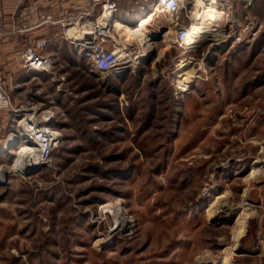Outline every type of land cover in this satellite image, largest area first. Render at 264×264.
<instances>
[{"label":"rangeland","instance_id":"374dc122","mask_svg":"<svg viewBox=\"0 0 264 264\" xmlns=\"http://www.w3.org/2000/svg\"><path fill=\"white\" fill-rule=\"evenodd\" d=\"M125 1L121 14L143 13L142 0ZM85 2H66L64 16ZM201 10L186 1L153 17L150 40L132 42L148 54L120 75L89 72L57 23L42 35L54 74L24 70L19 56L11 85L0 71L13 103L52 111L61 131L50 162L26 175L16 162L21 114H0V264H264L249 232L264 187V0H233L236 20L217 27L224 39L197 37L188 49L162 35ZM117 206L127 220L111 232Z\"/></svg>","mask_w":264,"mask_h":264},{"label":"built area","instance_id":"2783aa9c","mask_svg":"<svg viewBox=\"0 0 264 264\" xmlns=\"http://www.w3.org/2000/svg\"><path fill=\"white\" fill-rule=\"evenodd\" d=\"M143 5L151 4L153 9H157L159 14L175 16L179 13L181 7L187 1L189 4H198L199 0H142ZM208 3L218 5L226 16L222 19L226 24L231 25L235 20L232 15L233 0H206ZM244 7H249L254 0H241ZM119 6L117 0H88L86 7L79 9L73 16L64 17L51 21L52 24H59L62 29V35L70 39L71 43L83 53L87 62L88 70L92 73L115 75L123 74L128 69H134L138 59L128 61L129 57L120 56L119 50L127 54H135L136 43L140 39L143 31L148 33V25H133L126 30L128 35L112 26L110 17L117 14ZM137 24V23H136ZM170 26L162 35H169L172 31L174 42L184 48V41L188 35L185 25L170 22ZM73 28L75 35L71 37L67 34V28ZM140 30V34L137 31ZM124 31V30H123ZM125 32V31H124ZM122 36V37H121ZM149 37V36H148ZM199 39V41L202 38ZM48 40L42 35L33 38L29 44L22 49L18 55L26 71H36L41 74L51 73L53 71V57L47 50ZM110 45V46H109ZM195 43L189 45L188 49L193 48ZM135 56V55H134ZM13 112L21 114L17 121L16 131L23 135L24 140L31 143L30 149L34 152V160L42 165L50 162L52 153L57 147L61 137V131L56 124V117L52 111H35L34 108H24L21 104H15L10 94L4 87L3 78L0 75V114L2 112ZM45 218V217H43Z\"/></svg>","mask_w":264,"mask_h":264},{"label":"crops","instance_id":"0c3cea01","mask_svg":"<svg viewBox=\"0 0 264 264\" xmlns=\"http://www.w3.org/2000/svg\"><path fill=\"white\" fill-rule=\"evenodd\" d=\"M24 1L0 0V71L6 73L5 83L8 85L13 83L12 73L18 69V53L34 37L46 34V30L53 27V24L49 22L66 17L64 16L67 14L65 10L67 5L65 3L73 2V0H27L26 6L17 11L19 4ZM123 1L126 2L125 0ZM87 3L88 0H86L85 4ZM141 4L143 5L144 3L142 2ZM152 8L151 4L142 6L140 10L143 13L140 15L136 14L133 18L126 17L125 13L121 14L120 10L115 16L119 21L126 22L132 26L137 19L142 18ZM119 9L121 8L119 7ZM254 202L252 203L255 204ZM258 202V208L256 207L257 217L252 226L253 232L251 229L249 232H251L252 239L255 236L261 237L258 245L260 244V253L264 254V187L259 194ZM252 241L249 244H254L255 241Z\"/></svg>","mask_w":264,"mask_h":264},{"label":"bare ground","instance_id":"6f19581e","mask_svg":"<svg viewBox=\"0 0 264 264\" xmlns=\"http://www.w3.org/2000/svg\"><path fill=\"white\" fill-rule=\"evenodd\" d=\"M201 4L203 6V10H201L200 15L197 14V16L194 18V20H196V21L192 22L191 25L187 28L189 30L187 33L188 35L186 36V39L184 41V48H188L189 45H192L193 43H195L198 40V38H201L204 36H209L210 34L212 35L211 37L213 38V40L219 39V38L224 39L227 36V33L225 31L217 28L221 25V20L226 16V14H225L226 12L223 11L218 5L213 4V3H208V1H205V0H199L197 5L199 6ZM151 8H152V5H151ZM152 9L148 10L143 15L142 18L137 19L138 20L137 25H139L140 27L144 26L153 17H155L154 15L156 14V12H154V11H157V9H154V10H152ZM219 15L221 16V19L217 17ZM110 21L112 22V26L119 29V31H122V33H124V34L126 33V34H128V36H130L129 35L130 32L126 31V30L130 29V27H131L128 23L123 22V21H119V19H117L115 15L110 17ZM139 32H140V30L137 31L138 34H140ZM67 34H68V36H71V37H73V36L78 37V34L75 35V31L71 27L67 28ZM124 34H123V36H126ZM141 36L143 38H147V41L150 40V37L148 39V37H147L148 35L144 31L140 35V37ZM127 39H130V38L128 37ZM146 51H148V50L144 49L142 51L137 52L136 54L131 55V53L127 54V53H125V51L119 50V52H121L119 55L120 56H127L128 55V57H129L128 61H130V60H133L134 58L139 59V57L141 58L145 54H148L149 51L148 52H146ZM181 65H182V63H181ZM29 72L32 74H41L40 72H36V71H29ZM178 74H180V69H178L175 72V75H178ZM14 138L15 137H13L12 139H14ZM12 139H11V141H12ZM17 147H18V151H19V158L17 159L18 161H16L17 167L19 169H21L22 171L27 172V171L31 170V168L35 164L34 154H33L34 152L30 149L31 143L29 141H23V142L19 141ZM254 173H255V171L251 170L249 174L253 175ZM222 197H224L223 193H217L215 195V197L210 201V203L208 204L207 210H206L209 214L213 215V213H216L215 212L216 209H214V208L219 203V200L222 199ZM101 207H104V208L110 207L111 208L114 206L106 203V204L102 205ZM105 209H108V208H105ZM114 209H116L117 216H118L119 220L117 219V221H116L117 224L112 229H110L111 232L117 231L116 229L125 220H127L124 212L123 211L121 212L118 206L115 207ZM113 210H112V212H113ZM245 211H246V209H245ZM245 211L243 210L242 212H240L234 221V223L236 225V234L238 236H241L242 234H244V231L246 230V228H245L246 219H247V215H249V214ZM114 212H113V215L115 214ZM98 241H100V240H98ZM221 264H230L229 258L224 257L223 260L221 261Z\"/></svg>","mask_w":264,"mask_h":264},{"label":"water","instance_id":"95a60500","mask_svg":"<svg viewBox=\"0 0 264 264\" xmlns=\"http://www.w3.org/2000/svg\"><path fill=\"white\" fill-rule=\"evenodd\" d=\"M159 33H156V35H154L155 39H159ZM95 74V73H94ZM40 167H42L41 163L35 162V164L33 165V167L31 168V170L25 172L26 175L32 174L33 172H36L37 170L40 169Z\"/></svg>","mask_w":264,"mask_h":264}]
</instances>
